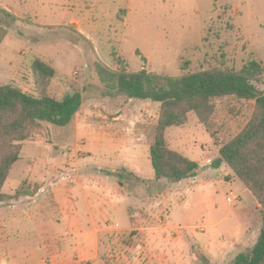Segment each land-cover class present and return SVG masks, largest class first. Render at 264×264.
<instances>
[{"label":"rangeland","instance_id":"374dc122","mask_svg":"<svg viewBox=\"0 0 264 264\" xmlns=\"http://www.w3.org/2000/svg\"><path fill=\"white\" fill-rule=\"evenodd\" d=\"M0 7L20 16L8 19L0 46V85L17 82L36 94L30 67L39 58L56 70L47 93L78 90L83 100L67 125L45 124L22 143L2 192L26 181L35 193L0 204V264H203L200 252L230 264L255 243L257 201L228 166L210 165L215 141L239 132L254 101L216 100L214 137L194 113L166 129L170 148L203 165L194 178L119 180L106 171L136 163L151 173L159 104L103 96L95 63L173 77L252 60L264 66V0H0ZM257 86L264 89V74Z\"/></svg>","mask_w":264,"mask_h":264},{"label":"trees","instance_id":"16d2710c","mask_svg":"<svg viewBox=\"0 0 264 264\" xmlns=\"http://www.w3.org/2000/svg\"><path fill=\"white\" fill-rule=\"evenodd\" d=\"M15 18L0 7V44L8 33V19ZM113 70L95 63L96 73L103 85V96H124L127 99L150 100L159 104V114L150 134L149 159L154 179L169 183L194 178L200 165L170 148L165 131L170 126H183L190 113L205 130L211 132L216 100L234 97L254 101L250 119L234 136L224 142L215 141L218 154L211 167L227 165L251 193L260 208V230L255 243L238 252L230 264H264V89L257 83L264 74V66L249 61L240 69L212 67L181 76H156L140 69L129 71L123 61ZM31 74L36 94L29 93L13 82L0 85V204L21 197L32 196L35 190L29 183L12 193H3L2 187L13 164L20 158L22 143L35 138L45 124L67 125L78 112L83 100L78 90L55 98L45 91L56 70L49 63L35 58ZM106 171L120 179H137L135 173ZM37 189V185H34ZM203 264H212L200 252Z\"/></svg>","mask_w":264,"mask_h":264},{"label":"crops","instance_id":"0c3cea01","mask_svg":"<svg viewBox=\"0 0 264 264\" xmlns=\"http://www.w3.org/2000/svg\"><path fill=\"white\" fill-rule=\"evenodd\" d=\"M13 15H15L16 17H20V16H18V15H16V14H14L13 13ZM75 24L78 26V21H75ZM7 37H8V33L6 34V36L4 37V39H3V41L5 40V38H6V40H7ZM3 41L1 42V44L3 43ZM1 44H0V46H1ZM15 85H17V86H20V87H22L23 89H25V87H23V86H21V85H19L17 82H15ZM215 146H216V151H217V154H218V146L216 145V144H214ZM149 148V147H148ZM192 160V159H191ZM194 161V160H193ZM198 163V162H197ZM199 164V163H198ZM151 165V164H150ZM200 165V164H199ZM223 165V164H222ZM225 165V164H224ZM129 166L131 167V168H126L128 171H131V172H133V173H135V175L138 177V179L140 180V179H142L143 177L145 178V179H147L148 180V178H152L153 180H155L154 179V175H153V171H152V168H151V173L150 172H148V173H146L145 175L144 174H142V173H144V172H142V170H141V168H140V166H139V164H129ZM221 166V165H220ZM219 166V167H220ZM227 166V165H226ZM203 167V165L201 166L200 165V169ZM218 168V167H217ZM115 170V169H114ZM101 171H103V170H101ZM231 178V175H229V179ZM258 207H259V204H258ZM131 229H133V228H131ZM131 229H129V230H131ZM95 234H96V243H99V230L98 229H95ZM89 259H92L91 257H87V258H85V259H83L82 260V262L83 261H88Z\"/></svg>","mask_w":264,"mask_h":264},{"label":"built area","instance_id":"2783aa9c","mask_svg":"<svg viewBox=\"0 0 264 264\" xmlns=\"http://www.w3.org/2000/svg\"><path fill=\"white\" fill-rule=\"evenodd\" d=\"M227 201H228V202H231V201H232V197H228V198H227Z\"/></svg>","mask_w":264,"mask_h":264}]
</instances>
